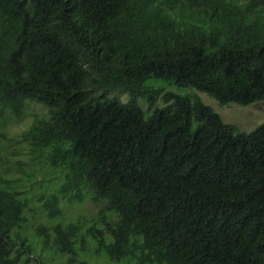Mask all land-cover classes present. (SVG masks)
<instances>
[{
  "label": "trees",
  "instance_id": "16d2710c",
  "mask_svg": "<svg viewBox=\"0 0 264 264\" xmlns=\"http://www.w3.org/2000/svg\"><path fill=\"white\" fill-rule=\"evenodd\" d=\"M151 80L263 101L264 0H0V264L38 260L49 240L63 264H88L85 238L114 263L264 264V126L240 133ZM33 105L45 112L19 140L39 174L22 178L7 128ZM85 201L95 217L63 220ZM36 204L45 218L28 225Z\"/></svg>",
  "mask_w": 264,
  "mask_h": 264
},
{
  "label": "rangeland",
  "instance_id": "374dc122",
  "mask_svg": "<svg viewBox=\"0 0 264 264\" xmlns=\"http://www.w3.org/2000/svg\"><path fill=\"white\" fill-rule=\"evenodd\" d=\"M151 87L161 88L163 87L166 90L174 91L178 94H194L197 93L195 90H184L179 89L174 85H166L161 81L151 80L147 83ZM204 104L211 107L222 119V121L226 124L234 125L240 133L250 134L254 132L261 126H264V100L257 102L255 104L249 106H239L236 104H228V105H220L218 101L212 96L206 93H197ZM120 97L123 101H127L128 96L121 92H113L109 97ZM147 101L143 99L138 100V105L142 109H146L148 107ZM164 103L161 97L157 99L156 105L162 106ZM45 112V108L39 105L31 106L29 110V116L25 118L23 121L18 123H11L7 130L9 132V138H14L15 140L11 141L10 152L8 153V157L6 158L7 166L10 168L9 174L19 175L22 178H26L27 173L39 174L38 164H35L31 159V153L29 152L28 146L19 140L21 134L31 126L34 116L36 114H43ZM12 153V154H11ZM44 177L37 176V180H33L28 184L27 190L32 191V193L36 196L41 194L40 185L49 182L48 175ZM75 206V205H74ZM34 210V214H30L28 220V225L30 222L32 224L37 225L42 219L45 218L44 209L39 207V204L32 205ZM101 206L93 204L89 201H85L81 204L76 205L73 209L71 206L66 205L63 208V220L67 219L68 221L76 222L79 219L82 221H88L95 217L100 211ZM60 221V218H59ZM58 219H54L52 224L58 222ZM44 224H48L44 222ZM48 225V226H51ZM27 227V226H26ZM84 230H81V233H84ZM85 249L80 251V255L78 259L85 260L88 264H134L132 262L127 263H114L110 262L105 256H92L91 250L94 242L89 238H85ZM76 248H81V243H75ZM37 248H35L36 256L39 261H42L41 264H63L64 256L59 254L57 248L55 246V242L53 240H49L46 246L42 244H37ZM52 249L54 252H52ZM38 260L35 257H32L28 260H25V264H39Z\"/></svg>",
  "mask_w": 264,
  "mask_h": 264
}]
</instances>
